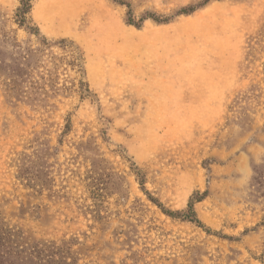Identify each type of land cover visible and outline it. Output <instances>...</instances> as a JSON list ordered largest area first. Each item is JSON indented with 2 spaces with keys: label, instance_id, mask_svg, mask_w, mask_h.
<instances>
[{
  "label": "rangeland",
  "instance_id": "1",
  "mask_svg": "<svg viewBox=\"0 0 264 264\" xmlns=\"http://www.w3.org/2000/svg\"><path fill=\"white\" fill-rule=\"evenodd\" d=\"M118 1L32 0L30 34L0 0V217L78 264H264V0Z\"/></svg>",
  "mask_w": 264,
  "mask_h": 264
},
{
  "label": "trees",
  "instance_id": "2",
  "mask_svg": "<svg viewBox=\"0 0 264 264\" xmlns=\"http://www.w3.org/2000/svg\"><path fill=\"white\" fill-rule=\"evenodd\" d=\"M121 5H127L124 2L118 0H113ZM209 0H206V4ZM128 7V5H127ZM32 8V0H18V7L14 14V23L18 28L25 29L30 34H38V29L35 27H30V18L29 14ZM194 12L193 8H187L181 10L177 13V16H188ZM151 19L157 24H167L168 20H160L151 14L146 15L141 21ZM128 26H132L136 29H139L140 26L135 24L130 16L126 21ZM44 45H48L47 42ZM58 46L62 51L66 52L65 58L62 60V64L65 68H68L74 72L78 79L77 85L74 82H70V87H76L78 93L81 96H86L90 93L89 87L84 80L85 70H84V58L81 50L75 46L72 42L66 40H60L53 44ZM264 46V32H260L256 37L250 41L248 59L246 60V69L254 61V54L257 50L261 51ZM264 80V62L262 64L261 72ZM13 80H8L4 82L3 86L11 94L17 92V88L14 85ZM66 88V87H65ZM264 90V89H263ZM249 100H255L258 102L259 99L264 100V92L259 86H252L248 90V95L245 97ZM257 106H263L264 102H260ZM68 126H66L67 128ZM133 175L136 178V181L139 182L140 186H143L142 178H140V171L137 168H133ZM203 194L195 193L188 202L187 214L181 216V213L173 212H164L170 218L180 217L179 219H190V221L201 226L200 222L195 218V212L193 210V205L199 203L204 198ZM152 202L155 204L154 200ZM159 207V204H155ZM163 211V210H162ZM189 217V218H188ZM74 243L71 241H46V242H28L24 238L23 234L16 230L15 228L7 225L3 218L0 217V264H78V258L76 254L72 251Z\"/></svg>",
  "mask_w": 264,
  "mask_h": 264
}]
</instances>
